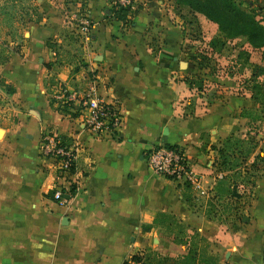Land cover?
Masks as SVG:
<instances>
[{
    "label": "crops",
    "instance_id": "1",
    "mask_svg": "<svg viewBox=\"0 0 264 264\" xmlns=\"http://www.w3.org/2000/svg\"><path fill=\"white\" fill-rule=\"evenodd\" d=\"M36 1L40 19L26 20L21 27V57L12 51L0 63V76L12 85L16 101V117L0 125V264H121L148 247L167 255L183 252V246L171 235L164 237V228L154 222L158 212L172 214L217 242L220 254L231 249L220 258L225 264H264V169L254 180L248 219L240 229L230 233L207 218L202 200L219 175L212 146L240 131L248 117L240 115L242 105H257L249 91L197 95L186 80L189 72L178 70L174 45L161 38L152 44L149 39L150 30L161 32L158 26L150 28L157 8L144 5L118 20L105 13L107 0H88L84 13L93 22L92 39L81 44L80 58L85 70L109 76L104 97L122 111L113 134H95L76 113L50 102L56 83L77 87L84 81L72 78L76 72L50 69L56 53V62L63 66L77 60L59 50L68 42L67 4ZM50 75L54 82L46 83ZM225 77L219 81L232 88L234 78ZM44 130L79 146L78 172L71 176H77V182L71 193L70 184H62L63 200L52 196L53 184L63 179L55 178L51 163L38 154ZM255 140L260 144L254 152L263 155L264 121ZM160 143L182 147L198 176L195 185L156 174L147 166L146 152Z\"/></svg>",
    "mask_w": 264,
    "mask_h": 264
},
{
    "label": "rangeland",
    "instance_id": "2",
    "mask_svg": "<svg viewBox=\"0 0 264 264\" xmlns=\"http://www.w3.org/2000/svg\"><path fill=\"white\" fill-rule=\"evenodd\" d=\"M64 2L69 8V11L64 13L65 20H67V28L64 30V39L68 42H66L65 46H62V50L61 46H59V50L65 57H70L71 59L76 58L77 60L74 61L73 66H68V64L63 66L64 62H56V58L59 60L60 57L56 53L54 60L52 59L54 63L53 61H49L50 69L52 72H55L58 68L64 69L65 72H76L77 76L75 77L74 75L72 78L76 81L81 77L82 80H80L83 81L85 73L91 70L84 69V63L82 62V58H80V53L82 51L81 37L80 33L77 32L78 26L75 20L71 18V14L73 13L75 17H79V15L83 14L87 7L88 0H64ZM234 2L243 10L253 11L264 25V1L234 0ZM144 5L157 8L154 14L155 19H151L150 28L154 29L158 26L157 28L161 32H159V34L158 30H150L148 36L151 43L157 44L156 40L161 38L163 42L168 41L174 45L176 53L179 56L178 59L185 62V66L178 67V70L189 72V77L194 74L196 77L200 78V88L196 89V87L193 86L197 95H202V93L209 90H211L209 91L211 95L224 94V92L228 90L237 91V93H241L242 95H244V92H248L246 88V74L250 72L251 66L254 63H259L264 66V45L259 48H250L244 37L240 35L226 39L224 45L216 50L208 45V40L219 34L216 24L207 19L202 13L190 8L185 2L178 0H134L130 10L140 8ZM30 6H34L35 11L32 10ZM38 6L36 0H0V9L5 12L3 17H1V24L5 25L7 22H11L14 25H22V27H24L26 26L25 22L28 14L30 17L40 19ZM19 30H22V28L19 27ZM0 38L8 40V36L4 33H0ZM18 42L20 49H24L25 44L23 43L22 35ZM53 44L55 45V43ZM239 50H248V52L238 56ZM23 52L24 51H22V53ZM21 55L22 54L19 53V57H21ZM34 61V63H36L35 58ZM33 65L34 64H32V66ZM80 67L83 71L79 70ZM227 75H232V78H234V88L219 81V77L222 78ZM52 77L53 75L46 77V83L47 81L54 82ZM239 84H241L242 87H238ZM81 85L82 83L78 86ZM46 91H48V87ZM14 103H16V101L11 97V92L5 90L3 83L0 84V125L10 123L12 118L14 119L16 117L12 109ZM262 106L263 107H260V109L264 114V102ZM242 108L247 109L246 112H248L249 116L245 117L244 121H242L240 131L236 135L252 137L255 140L257 134L262 133L264 116L260 119L259 123H256L251 116L258 114V110L256 109H259V106L255 104L250 107L242 105L240 110ZM257 144H260V140L256 141L255 148ZM257 160L258 157L255 158V162L259 163L257 170V175H259L264 169V162L262 163ZM252 190L253 188L248 186L245 188L239 187V195L237 197H232L233 201L231 200L233 203L237 200L233 208L230 207L228 209L229 211L226 212V208H221L220 206L221 212L219 217L222 220L219 219L217 220L218 222H216L219 227L224 228L226 226L227 230L232 233L236 231V229H240L242 225L246 223L248 219L246 213H248L249 202L252 198ZM207 195H209V193H207ZM203 199V202H205V194L204 197H202V200ZM162 233L164 237L170 235L165 229H162ZM224 238L228 239L229 237L226 236ZM208 241L212 251L216 252L219 258L223 260L229 254V251H231V249H226L225 253L220 254L219 249H216L217 242L209 239Z\"/></svg>",
    "mask_w": 264,
    "mask_h": 264
},
{
    "label": "trees",
    "instance_id": "3",
    "mask_svg": "<svg viewBox=\"0 0 264 264\" xmlns=\"http://www.w3.org/2000/svg\"><path fill=\"white\" fill-rule=\"evenodd\" d=\"M178 1L185 2L190 8L202 13L216 24L219 34L208 40V45L211 48L218 50L224 45L226 39L240 35L244 37L250 48H259L264 45V25L253 11L239 8L234 0ZM30 8L35 11L34 6H30ZM110 10L113 18L118 20H125L130 11L129 8ZM4 14L5 12L0 9V33L8 36V40L0 38V63L7 60L10 52L19 51L18 40L21 39L19 27H22V25H14L11 22L2 25L1 17ZM26 20H38V18L30 17L28 14ZM247 52L248 50H239L238 56ZM186 80L190 86H195L196 89L200 88V78L194 74L186 77ZM247 80L246 88L250 93L249 96L259 106V109H256L258 114L251 116L256 121L264 116L260 109L264 102V66L259 63L252 64ZM2 83L6 91H13L12 85L0 76V84ZM246 111L247 109L242 108L240 115L249 116ZM60 138L68 140L63 135H60ZM255 145L256 141L252 137L231 133L224 136L217 145L212 146L215 150L214 168L219 175L216 176L208 192L209 195L205 199L204 213L207 218L219 220L220 206L221 208L225 207L226 212L230 207L233 208L237 200L233 203L232 197L239 195V187H254L259 167L255 158L258 157L257 161L264 162V155L254 152ZM68 190L70 193L73 192L74 185L70 184ZM154 222L169 232L172 241L183 246V252L167 255L148 247L140 252L132 253L128 258L123 259L121 264H225L220 260L218 254L212 251L210 243L204 235L181 222L172 214L158 212Z\"/></svg>",
    "mask_w": 264,
    "mask_h": 264
},
{
    "label": "built area",
    "instance_id": "4",
    "mask_svg": "<svg viewBox=\"0 0 264 264\" xmlns=\"http://www.w3.org/2000/svg\"><path fill=\"white\" fill-rule=\"evenodd\" d=\"M134 0H107L109 9L131 8ZM71 18L75 20L81 43L91 42L93 22L87 13ZM81 86L73 87L56 83L50 92V102L59 110H71L80 117L82 125L95 134H113L122 119V111L117 102L104 97L105 85L109 76L100 72H86ZM79 146L72 139L60 138L53 130H44L38 141V154L51 163L55 178L63 181L53 184L52 196L63 200V183L77 182L78 168L76 165ZM145 161L151 170L159 175L180 179L190 186L198 181V176L188 164L185 153L180 145L157 144L145 155Z\"/></svg>",
    "mask_w": 264,
    "mask_h": 264
},
{
    "label": "water",
    "instance_id": "5",
    "mask_svg": "<svg viewBox=\"0 0 264 264\" xmlns=\"http://www.w3.org/2000/svg\"><path fill=\"white\" fill-rule=\"evenodd\" d=\"M105 13L106 14H108L109 16H111V17H113L112 15H111V10L109 9V8H105ZM179 66L181 67V66H185V62L184 61H182V60H180L179 61Z\"/></svg>",
    "mask_w": 264,
    "mask_h": 264
}]
</instances>
